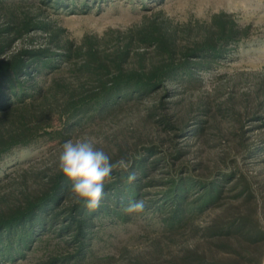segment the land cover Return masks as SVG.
Segmentation results:
<instances>
[{"label":"rangeland","instance_id":"rangeland-1","mask_svg":"<svg viewBox=\"0 0 264 264\" xmlns=\"http://www.w3.org/2000/svg\"><path fill=\"white\" fill-rule=\"evenodd\" d=\"M224 24L235 35L219 40V52L191 57L192 73L116 97L103 109L89 106L70 119L62 113L65 88L83 94L99 88L83 72L90 47L110 65L124 58L125 70L149 68L168 53L145 42L148 33L165 36L180 61ZM1 43L8 46L0 57L48 47L53 65L26 82L47 93V112L34 141L0 158V205L3 195L19 193L25 175L34 187L60 171L67 140L93 139L113 161L129 159L131 168L114 171L117 179L105 185L104 199L117 184L126 200L119 206L101 201L116 211L95 213L83 248L60 215L23 255L0 257V264H173L189 253L258 257L260 247L249 254L240 237L210 235L214 225L243 216L264 230V0H0ZM43 102L35 100V115ZM130 173L136 175L132 183ZM177 181L187 195V217L173 222L167 192ZM213 185L217 191L208 194ZM134 199H143L145 209L128 214L124 209ZM69 203L63 200L59 210Z\"/></svg>","mask_w":264,"mask_h":264},{"label":"trees","instance_id":"trees-1","mask_svg":"<svg viewBox=\"0 0 264 264\" xmlns=\"http://www.w3.org/2000/svg\"><path fill=\"white\" fill-rule=\"evenodd\" d=\"M225 26V24L220 26V30L216 32L217 37L214 33L211 34L202 44L198 43L193 49L187 51L184 55L185 59L180 61L175 60L174 50L169 46L165 36L154 32L148 33L144 37L145 42L155 43L160 50L168 53L166 60L154 63L149 68L137 67L125 70L124 58L110 65L99 59V55L90 47L85 51L83 72L89 77L96 78L99 88L89 94H83L78 88L75 90L65 88L64 90L69 91V95L61 103L62 113L70 119L86 111L89 106L103 109L113 104L116 97L127 96L135 91L146 92L157 89L167 80L175 79L185 73H192L191 68L194 62L191 57L215 54L220 50L217 45L220 39L233 38L236 33L234 28L227 29ZM26 28L29 30L30 25L27 24ZM7 46L8 43L0 44V56L5 54ZM52 54L48 47H44L23 49L21 52L0 57V158L17 146L29 144L40 134L41 120L47 112L48 96L42 91V86L36 88V85H27L26 82L34 79L36 71L39 72L53 65L50 58ZM28 97L30 101H26ZM40 97L44 100L45 106L42 107L40 115H35L31 108L35 105V100ZM28 111L31 113H27ZM25 176L20 182L18 194H13L12 198L10 194L1 197L4 203L0 205V257L3 259L14 260L18 255H23L30 243L37 239L40 230L48 228L51 221L60 215L69 220L64 225V229L75 232L76 240L83 248L87 245V228L91 226L95 213L101 211L110 214L116 211L109 207H102L107 206V203H100V207L95 211L88 210L83 202L76 203L70 196V182L60 171L46 175V179H37L34 187L28 185ZM178 182H175L167 192V200L173 208V222L187 217L185 215L187 210L183 207L187 195L184 188L178 189ZM113 186L116 188L114 194L107 195L108 198L102 200L114 201L116 204L123 203L126 199L122 198L124 195L120 187H116L117 184ZM135 191L136 189L133 188V192ZM215 191H217L215 185L207 190L208 194ZM63 200H70V203L66 208L59 210ZM159 208H161L160 205ZM254 222L252 218L243 216L227 223L224 227L214 225V232L210 236L240 237L247 243L249 254L257 251V246L260 247L257 258H246L244 257L246 255L241 254L239 256L237 252L236 258L228 257L219 260L189 253L180 261H173V264H263L264 230ZM252 246H256L253 251Z\"/></svg>","mask_w":264,"mask_h":264},{"label":"clouds","instance_id":"clouds-1","mask_svg":"<svg viewBox=\"0 0 264 264\" xmlns=\"http://www.w3.org/2000/svg\"><path fill=\"white\" fill-rule=\"evenodd\" d=\"M58 157V168L70 182V193L76 203L83 202L90 211L100 207L104 198L106 184L115 182L114 171L128 173L131 161L120 157L115 161L101 148L95 146L90 138L76 141L67 140L62 144ZM136 180V175L130 173L127 182ZM145 209L143 199L130 201L124 209L128 214H139Z\"/></svg>","mask_w":264,"mask_h":264}]
</instances>
